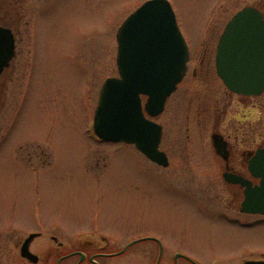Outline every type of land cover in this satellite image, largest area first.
I'll list each match as a JSON object with an SVG mask.
<instances>
[{"label": "rangeland", "instance_id": "obj_1", "mask_svg": "<svg viewBox=\"0 0 264 264\" xmlns=\"http://www.w3.org/2000/svg\"><path fill=\"white\" fill-rule=\"evenodd\" d=\"M146 1L26 0L19 38L26 59L8 90L0 88V219L41 216L75 230L76 217L91 215L98 202L104 220L115 227L123 221L117 228L123 233L131 223L141 230L182 218L181 228L167 233L186 237L202 263L228 264L251 241L264 243V225L241 228L242 243L222 216L237 212L209 206L222 210L241 199L223 179L211 135L218 131L232 143L235 167L242 168L240 152L264 144V94L247 101L230 94L216 75L215 51L228 21L247 6L264 11V0H169L193 60L207 56L223 112L217 122L214 110L205 120L196 103L189 107L191 93L202 97L206 89L190 72L156 118L164 132L160 148L171 159L167 168L135 146L96 141L93 131L100 89L118 76V30Z\"/></svg>", "mask_w": 264, "mask_h": 264}, {"label": "water", "instance_id": "obj_2", "mask_svg": "<svg viewBox=\"0 0 264 264\" xmlns=\"http://www.w3.org/2000/svg\"><path fill=\"white\" fill-rule=\"evenodd\" d=\"M117 42L120 76L108 78L100 91L94 131L104 141L134 144L148 159L168 167L169 158L160 150L163 127L154 119L183 80L189 60L170 1L145 2L122 24ZM14 55V35L0 27V76ZM216 69L231 92L264 93V15L259 9L247 6L228 22L218 43ZM211 140L215 152L228 160L223 136L213 133ZM250 154L249 171L258 184L229 172L223 178L244 188L243 212L264 215V146Z\"/></svg>", "mask_w": 264, "mask_h": 264}, {"label": "flooded vegetation", "instance_id": "obj_3", "mask_svg": "<svg viewBox=\"0 0 264 264\" xmlns=\"http://www.w3.org/2000/svg\"><path fill=\"white\" fill-rule=\"evenodd\" d=\"M25 4L26 0H0V27L10 29L15 37V55L10 61V65L4 69L0 76V88L4 91L8 90V82L15 80L14 76L21 73L22 70L21 67L19 68L18 63L26 59V55H22V39H19L22 37L23 31L26 30L25 25H27V8ZM256 8L264 15L262 8H258V6ZM216 52L217 46L215 69ZM192 54L193 51L190 47L187 72L182 82L191 72L192 80L198 81L200 79L201 85H205L206 89L203 93L204 88L202 87V97L195 92L191 93L189 107L196 103L201 116H206L207 112L214 110L213 114L215 115L213 116L219 122L218 114L220 111L223 112V109L220 110L219 108L220 99L216 95L218 93L217 88H214L212 84V73L206 69L207 56L202 52L198 55L197 60H193ZM216 75L218 76L217 70ZM230 94L236 95L232 92ZM205 95L208 96L206 101L203 100ZM214 96L216 98H213ZM238 97L242 101H247L251 96L238 95ZM201 107H204L203 110H201ZM204 119L206 120L207 116ZM214 133L219 132L215 131ZM223 138L228 143L230 153L228 160H224L215 152L216 158L222 163V176L225 172H229L252 180L254 184L259 183V180L254 179L249 171L250 153L252 152L250 150H248L249 152H240L242 168L237 169L235 167L236 151L232 143L224 136ZM167 155L171 164L169 154L167 153ZM24 158H27V156ZM30 158H34V156L30 155ZM36 158L38 157L36 156ZM225 183L238 189L241 196L240 202H235L232 198L234 202H225L222 210L213 205L209 206L220 214L223 213L221 211H227V213L237 212L231 217L226 214L222 216L226 217L227 223L233 229L231 234L234 237L237 235L238 240L245 243L247 242L244 241L246 237H241L237 233L241 231V228L249 227L252 229L264 225V215L243 212L244 188L226 181ZM232 196L235 198L234 195ZM100 206L99 202L93 206L92 213L89 216H77L76 218L79 219H76L73 223L78 224L80 227L75 230L65 229L66 222L64 220L44 219L41 216H30L29 219L27 217L16 219L4 217V219H0V264H205L192 255L186 246V237L167 233V227L181 228L186 220L182 218L174 220L163 218L166 221L157 222L158 225L153 224L151 228L141 230L131 223L126 228L127 232L123 233V229H117L119 225L123 226V221H117L115 227L113 221L104 220ZM249 247L250 249L243 250L238 255V252L233 253L228 264H254L260 262L264 264V243L255 244L251 241ZM215 264L224 263L216 262Z\"/></svg>", "mask_w": 264, "mask_h": 264}]
</instances>
